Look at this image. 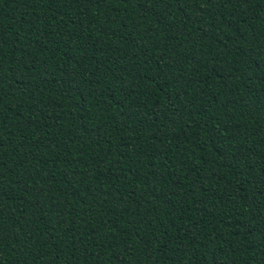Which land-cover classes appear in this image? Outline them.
<instances>
[{"label": "trees", "instance_id": "16d2710c", "mask_svg": "<svg viewBox=\"0 0 264 264\" xmlns=\"http://www.w3.org/2000/svg\"><path fill=\"white\" fill-rule=\"evenodd\" d=\"M0 264H264V0H0Z\"/></svg>", "mask_w": 264, "mask_h": 264}]
</instances>
